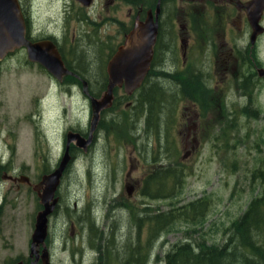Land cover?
<instances>
[{"label": "rangeland", "instance_id": "obj_1", "mask_svg": "<svg viewBox=\"0 0 264 264\" xmlns=\"http://www.w3.org/2000/svg\"><path fill=\"white\" fill-rule=\"evenodd\" d=\"M65 1L39 0L34 26L55 27ZM67 10L64 32L70 49L65 56L76 61L75 73L99 98L105 87L94 81L102 79L101 65L117 42L115 23L85 24V16L94 17L96 8L69 4ZM185 11L179 23L188 20L191 29L194 12ZM103 14L112 15L105 8ZM174 15L175 8L168 6V22ZM119 16L125 19V9ZM168 27L170 40L176 31ZM164 59V72H152V83L132 97L115 89L113 106L101 113L85 151L69 146L72 160L55 192L43 243L51 264H164L173 247L186 241L223 246L232 224L263 193L264 81L239 86L221 81L233 76L223 71V64L212 69L206 52L185 69L170 43ZM259 60L264 65V51ZM190 80H197L194 86ZM148 98H153L151 104ZM91 116L81 87L59 85L20 54L0 64V158L8 175L29 180L19 191L4 184L0 264L29 263L35 218L42 209L32 186L57 167L68 132L88 138ZM167 169L170 176L162 190L142 192L147 181L156 189L159 184L150 175ZM201 199L209 202L203 218L178 213ZM169 211L178 214L163 232L151 236L150 216ZM84 220L92 225L90 239Z\"/></svg>", "mask_w": 264, "mask_h": 264}, {"label": "flooded vegetation", "instance_id": "obj_2", "mask_svg": "<svg viewBox=\"0 0 264 264\" xmlns=\"http://www.w3.org/2000/svg\"><path fill=\"white\" fill-rule=\"evenodd\" d=\"M15 1L17 4L16 16L24 26L25 41L32 44L47 42L53 44L68 74H64L58 80L40 64L29 62L24 45L16 48L13 52L7 53L0 60V64L11 59L12 56L20 54L26 57V61L29 64L42 69L52 81H56L59 85L72 84L73 86L83 88V82H85L87 88L90 86L88 81L75 73L79 71L75 64L76 61L72 64L69 57L66 58L65 56L66 52L70 49V43H68L64 32L68 24L67 6L69 4L82 6L87 11L96 8L94 17L85 16L83 19L85 24H92L98 27L104 23H115V40L117 42H115V46L108 53V57L101 65L102 74L104 75L101 80L94 81L96 85L107 87L108 76L106 69L108 62L118 49L125 44L126 37L133 30L134 26L136 24H144L146 21L147 23L148 21H152L157 25L152 59L139 88L130 95L125 94L127 97H132L141 88L147 87L148 83L152 81V72L158 70L164 72L162 67L165 65L164 54L169 43L176 51L177 60L185 69L188 68L187 64H193L196 56L206 52L210 55L212 69L214 67L218 68L220 64H223V71L226 73L230 72L233 76V79L227 80L226 77L228 76L225 75L221 81L234 82L235 86L247 85L249 82L253 83L255 81L257 85L259 82L264 81V65H259V63H263L260 62L259 55L264 51V0H67L69 3L65 1L62 12L59 13V16H55V27L53 26L46 30L43 28L38 29L34 26L35 20L39 18V10H36L39 7V0ZM168 6L175 8V15L170 18V22H168L167 16ZM104 8L107 13H111L112 15L107 14L104 16ZM110 8H112V11H110ZM185 8H190L191 12H194L191 29L188 26V20H184L182 24L179 23L180 19L185 15ZM121 9H125V19H121L119 16V13H122ZM156 9H158L157 16ZM51 12L47 10L45 15H50ZM61 24L64 25L63 28ZM168 25L172 26V29L176 31L175 37L170 40L168 39ZM223 71L220 72V78L224 75ZM195 81L197 80H193L192 83ZM125 84L124 81H121V84L116 86L115 89H122L124 91ZM88 94L85 96L90 101L92 95L89 91ZM194 135L192 134V137ZM192 142L194 143V139H192ZM191 148L194 149V146ZM21 176L8 175L6 163L0 158V235L6 222L4 213L7 203L5 193L7 192L4 184L5 182H10L19 191L20 184L24 182V177ZM44 176L47 175L41 176V179ZM82 226L87 229L84 228L87 231V238L90 239V236H92V225H89L88 221L84 220ZM97 231L98 229L95 227L94 235H97ZM32 248L29 263L39 264L46 246L43 244ZM19 264H25L24 260H21Z\"/></svg>", "mask_w": 264, "mask_h": 264}, {"label": "water", "instance_id": "obj_3", "mask_svg": "<svg viewBox=\"0 0 264 264\" xmlns=\"http://www.w3.org/2000/svg\"><path fill=\"white\" fill-rule=\"evenodd\" d=\"M16 6L15 0H0V60L7 53L13 52L16 48L24 45L29 62L40 64L58 80L64 74H68L53 44L49 42L32 44L25 41L24 26L16 16ZM157 13L158 9H156V16ZM156 34L157 25L152 21H148V23L146 21L144 24H136L134 26L133 30L126 37L125 44L118 49L107 64L108 85L106 89L99 98L90 97L92 116L88 138L84 139L78 133L68 132L66 134L64 155L58 166L52 173L44 176L38 184L32 186L42 205V210L37 213L35 218L31 239L32 247L43 245L46 239L48 217L57 202L54 195L63 172L71 161L68 153L70 144L73 143L76 147L83 148L85 151L86 145L91 141L93 132L97 129L101 113L112 107L115 87L120 85L121 81L126 83L124 92L127 95H130L139 88L152 59ZM83 92L89 95L85 82H83ZM23 181L29 185L28 178L24 177ZM40 259L42 264H49L45 248Z\"/></svg>", "mask_w": 264, "mask_h": 264}, {"label": "trees", "instance_id": "obj_4", "mask_svg": "<svg viewBox=\"0 0 264 264\" xmlns=\"http://www.w3.org/2000/svg\"><path fill=\"white\" fill-rule=\"evenodd\" d=\"M192 81L187 83L191 84ZM190 90L191 88H186L185 92L189 93ZM147 101L151 104L153 98H148ZM170 171L171 169L160 170L154 175L151 174L150 179L155 180L159 186L156 189L150 188L147 181L142 192L152 194L153 190L157 192L162 190L161 185L167 181ZM260 178L263 179V193L259 198L252 200L246 212L232 224L231 235L223 246H210L202 241H186L173 247L165 256L164 264H264V242L259 241V239L264 241V174ZM208 206L209 202L201 199L178 213L186 218L187 212L197 213V218H203ZM178 213L169 211L150 216L152 224L150 235L155 236L163 232L165 226H169L175 214ZM148 216L145 215V217ZM259 235H261L260 238Z\"/></svg>", "mask_w": 264, "mask_h": 264}]
</instances>
